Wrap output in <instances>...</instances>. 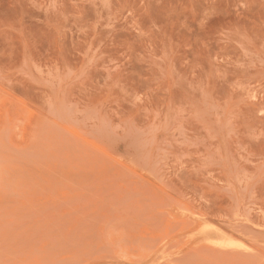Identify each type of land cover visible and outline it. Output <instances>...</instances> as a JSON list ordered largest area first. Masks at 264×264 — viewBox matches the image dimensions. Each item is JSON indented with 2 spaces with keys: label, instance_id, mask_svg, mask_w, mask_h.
<instances>
[{
  "label": "rangeland",
  "instance_id": "rangeland-1",
  "mask_svg": "<svg viewBox=\"0 0 264 264\" xmlns=\"http://www.w3.org/2000/svg\"><path fill=\"white\" fill-rule=\"evenodd\" d=\"M0 264H264V0H0Z\"/></svg>",
  "mask_w": 264,
  "mask_h": 264
}]
</instances>
